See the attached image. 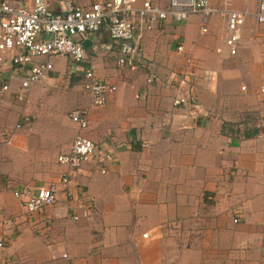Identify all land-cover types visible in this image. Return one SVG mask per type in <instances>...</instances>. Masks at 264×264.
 I'll return each instance as SVG.
<instances>
[{
	"label": "crops",
	"instance_id": "0c3cea01",
	"mask_svg": "<svg viewBox=\"0 0 264 264\" xmlns=\"http://www.w3.org/2000/svg\"><path fill=\"white\" fill-rule=\"evenodd\" d=\"M94 1L72 0L77 6ZM257 2L208 0L221 17L227 10L249 13L235 56L254 70L242 82L264 85V24H255L252 16ZM134 23L144 65L117 66L115 59L130 42L110 40L101 27L81 42L83 61L74 71H67L65 59L52 58L51 71L30 91L32 100L42 88L60 89L59 82H66L67 90H58L66 108L58 115L72 138L76 127L67 114L83 113L84 136L110 154L102 172L95 158L71 171L55 163L71 139L60 152L53 143L48 152L41 150L47 129L54 137L58 131L48 123L51 118L40 122L38 117L39 123L14 134L10 145L0 144V264H264V100L248 85L246 92L223 96L216 86L208 106V86H195L190 78L189 84L178 83L187 51L204 59L223 50L224 28L212 34L209 19L203 38L196 15L180 24L166 18L148 30L136 18ZM86 66L114 86L102 106H91L80 90ZM11 73L2 64L0 83ZM149 73L153 79L147 82ZM226 77L233 82L234 76ZM15 88L12 83L0 98V129L33 112L13 100ZM178 94L195 96L199 111L173 107ZM246 114L253 119L243 118ZM51 155L52 164L44 166ZM64 172L68 183L62 186L58 178ZM46 184L56 185V202L23 216L11 192ZM64 189L71 196L81 190L85 197L80 209L69 202L75 220L64 208Z\"/></svg>",
	"mask_w": 264,
	"mask_h": 264
},
{
	"label": "built area",
	"instance_id": "2783aa9c",
	"mask_svg": "<svg viewBox=\"0 0 264 264\" xmlns=\"http://www.w3.org/2000/svg\"><path fill=\"white\" fill-rule=\"evenodd\" d=\"M54 4L55 8L51 5ZM216 11L209 5L208 0H166L165 4H157L153 0H95L87 6H77L72 0H0V66L4 63L11 68V75L6 82L0 83V98L9 91L10 85L15 84L13 100L22 105L30 103V91L51 71V59L66 60L67 71H74L82 61L84 50L82 41L90 34L105 28L107 37L113 41L130 42L124 55L115 59L119 67L129 70L137 65H144V57L136 43V25L148 30L154 23L170 18L176 24L184 22L190 15L199 19L198 34L206 32L208 18ZM249 13L243 10L224 11L222 47L226 56H234L240 47L239 30ZM257 24H264V0H258L255 12L252 14ZM175 51H181L176 45ZM216 52L219 50L216 49ZM191 60L186 59V66ZM191 71L186 69L180 73L178 83H190ZM211 78V72L206 71L203 77L205 84ZM153 79L149 73L147 82ZM192 85V84H191ZM79 86L93 107L102 106L106 96L114 91L110 83L96 79L90 66L83 67L79 75ZM256 95L264 100V85L256 87ZM173 107H189L198 112L200 105L195 96L184 98L179 94L171 100ZM68 121L76 127L67 149L56 155L55 163L67 170H74L83 163L95 158V162L102 172V162L110 158V154L98 149L83 131L86 121L83 113L72 111L67 114ZM28 117L16 120L8 129H0V144L10 145L14 134L30 127ZM68 174L64 172L58 178V184L65 186ZM56 185L46 184L36 187H22L11 192L17 200L22 215L30 214L56 202ZM64 208L70 211V218L75 220L76 214L69 208V202H74V209L83 206L85 197L81 190L73 196L66 189ZM232 222L236 219L232 218ZM145 238L146 234H140ZM134 246V244H133ZM3 242L0 238V249ZM60 258L65 259V254Z\"/></svg>",
	"mask_w": 264,
	"mask_h": 264
},
{
	"label": "rangeland",
	"instance_id": "374dc122",
	"mask_svg": "<svg viewBox=\"0 0 264 264\" xmlns=\"http://www.w3.org/2000/svg\"><path fill=\"white\" fill-rule=\"evenodd\" d=\"M157 4L163 5L165 4L166 0H153ZM247 18V17H246ZM210 20V28L208 31L212 32V34H218L222 31L223 28V17L218 16L216 13H213L208 18ZM257 24V23H255ZM258 25V24H257ZM207 33H204L202 35H198V37L203 38ZM185 54V53H184ZM186 56L188 59H190L192 62H190V65L186 67V71H191L190 81L194 83L195 86H198V84H203L206 88L208 86V96L206 97V105H210L211 99H210V91L215 90L216 86L221 93V95H225L227 91H231L234 93L239 94L240 92H246L247 91V85L249 87V91L256 92V87L258 85L253 84H247L243 83L241 78L243 76H249L251 74H254V70L250 67L240 65L239 61L236 60L237 56H226L224 50L211 51L209 56H205L204 59H200L198 57H195L190 52H186ZM202 60V63L198 64L196 61ZM247 61V60H246ZM183 62V60H182ZM245 62V61H244ZM176 66L180 64L179 62H176ZM180 66V65H179ZM179 68V67H178ZM229 70V72H228ZM196 71H198L196 73ZM206 71L211 72V78L209 79L208 83L205 84L203 80H201V77H204V74ZM226 75L234 76L233 82L230 81L226 77ZM192 78V80H191ZM70 83H72L70 81ZM60 89H54L53 86H49V88H42L41 92L36 94L35 98H30V103L26 105V107H31L33 109V112L28 115V120L30 123H36L39 121L41 122H47L49 121V118H51V121L48 123H53L55 127L58 129V131L55 133H52L50 129H47L46 135L43 139L42 148L41 150L43 152H48L50 150L51 143H53L57 147V152H60L64 150V148L67 146L69 139H71V135H68V128H67V121L64 123L62 118L59 117L58 111H64L66 108V100L62 94H58V90L60 91H66L67 85L66 82H59L58 84ZM205 90V89H204ZM82 92V91H81ZM13 102V100H11ZM220 109H223V105H220ZM47 111H53V114L49 115L47 117L46 112ZM43 113V114H42ZM39 117V121H38ZM247 117L248 120H252L250 116L247 114L243 117ZM245 120V119H243ZM12 123V121L10 122ZM55 155H51L49 157V161L44 163V166L48 167L50 164H52ZM33 180V179H32Z\"/></svg>",
	"mask_w": 264,
	"mask_h": 264
}]
</instances>
